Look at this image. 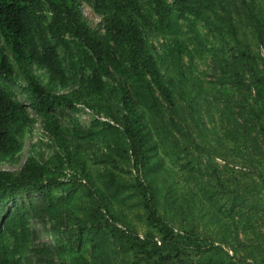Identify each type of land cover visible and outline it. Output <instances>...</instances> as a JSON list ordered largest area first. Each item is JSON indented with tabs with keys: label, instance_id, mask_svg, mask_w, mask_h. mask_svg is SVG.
Wrapping results in <instances>:
<instances>
[{
	"label": "trees",
	"instance_id": "trees-1",
	"mask_svg": "<svg viewBox=\"0 0 264 264\" xmlns=\"http://www.w3.org/2000/svg\"><path fill=\"white\" fill-rule=\"evenodd\" d=\"M4 164L0 264H264V0H0Z\"/></svg>",
	"mask_w": 264,
	"mask_h": 264
},
{
	"label": "rangeland",
	"instance_id": "rangeland-1",
	"mask_svg": "<svg viewBox=\"0 0 264 264\" xmlns=\"http://www.w3.org/2000/svg\"><path fill=\"white\" fill-rule=\"evenodd\" d=\"M84 13H85L86 17L88 19H90L91 21L94 20L95 22H98V18H96L88 9H84ZM201 65H203V64H201ZM17 97H18L19 100H22V97L20 95H17ZM24 105H26V104H24ZM28 110H29V113L31 114V116L35 117V114L33 113V111L31 109H28ZM77 116L79 117L80 123L82 125H87L88 124L90 116H89L88 112L86 111V109L81 111L79 114H77ZM100 119L106 120L105 118H102V117ZM34 131H39V132L41 131V124H40V121L38 119H37V123L35 124ZM35 141H36V136L33 135L32 136V142H35ZM28 144H29V139L26 138L25 139V144H24L25 148H27ZM25 155H26V149H25V152H24V157H25ZM24 157L21 159L19 164L22 163ZM217 162L220 165L223 164L219 160ZM19 164H17L16 166H13V167L9 166L8 164H4L3 166L0 165V168H8V169L13 170V169H17ZM175 169H177V167H175ZM124 210L128 214L129 219L136 226V229L138 230V232L141 235L143 233V231L145 230V225L142 222V220L140 218H138L137 212L135 211V209L127 208V210L126 209H124ZM0 215H1V213H0ZM36 229H39V228L36 226ZM39 241L44 242V243H48L50 241V238L46 234L40 233V240Z\"/></svg>",
	"mask_w": 264,
	"mask_h": 264
}]
</instances>
